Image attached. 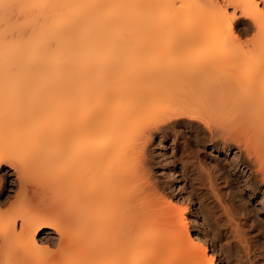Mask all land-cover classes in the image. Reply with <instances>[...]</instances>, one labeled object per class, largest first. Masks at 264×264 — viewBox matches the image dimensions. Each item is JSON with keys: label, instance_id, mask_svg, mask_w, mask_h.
<instances>
[{"label": "bare ground", "instance_id": "bare-ground-1", "mask_svg": "<svg viewBox=\"0 0 264 264\" xmlns=\"http://www.w3.org/2000/svg\"><path fill=\"white\" fill-rule=\"evenodd\" d=\"M218 3L0 0V173L8 164L19 186L15 185L18 191L13 189L15 195H9L16 198L13 202L5 203L0 196L1 206L10 204L8 211L0 212V264H33L37 251L36 264H203L206 257L209 264H214L202 240L198 237L193 241L189 233L184 212L187 206L182 209L171 202L165 204L158 194L150 174L153 158L148 146L155 135L182 130V118L201 122L205 130L200 131L197 143L209 140L212 145H222V151L236 144L243 155L239 163L253 176L246 184L251 194L257 192V184L264 185V0H223L221 9ZM228 7L233 8L231 15ZM237 11L250 16L257 12L254 63L241 60L226 69L225 65L217 67L219 62L215 60L188 52L166 66L162 62L163 67L156 62L160 68H154L155 64L152 69L142 68L134 60L130 71L122 72L101 60V43L130 39L139 31L181 26L217 31V27L226 25L235 34ZM14 13L19 19L13 22ZM190 41L187 39L183 46ZM142 52L138 57L146 53L145 49ZM125 73L133 77L131 85L121 81ZM214 76L219 82L206 86L205 80ZM218 88L239 92L244 98L227 104L214 97ZM178 89L179 96L175 95ZM158 98L169 100L170 106L157 120L170 125L163 129L155 122L156 127L147 125L141 131L134 124L136 118L154 114L156 119ZM227 110L232 116L229 124L208 123L209 115ZM134 129L141 131L138 140ZM32 176H39L41 180L36 182L48 189L38 187L43 193L59 194L57 200L47 201L46 212H40L43 215L38 216L36 211L38 217H31L36 207L33 203L46 204L43 197L48 195L37 192ZM11 184L14 186V182ZM259 213L264 217V202ZM253 222L258 227L260 221ZM45 229L61 239L58 256L41 252L45 251L42 247L48 248L43 244L53 241L51 237H39ZM16 239L21 242L20 250L15 249L16 244L12 248ZM87 243L94 254L83 248ZM82 248L87 252L84 260ZM74 249L82 253L69 252Z\"/></svg>", "mask_w": 264, "mask_h": 264}, {"label": "rangeland", "instance_id": "rangeland-1", "mask_svg": "<svg viewBox=\"0 0 264 264\" xmlns=\"http://www.w3.org/2000/svg\"><path fill=\"white\" fill-rule=\"evenodd\" d=\"M218 2L219 3L217 4V6L218 8L221 9L222 6L224 5L223 0H218ZM261 7L263 6L261 5ZM227 13L231 15L233 13V8L228 7ZM256 13L257 12L251 15L252 16L251 17L250 15L242 14L241 11H237L238 20L235 21L233 25L235 34L237 35L232 34L231 31L227 30L228 27L226 25L217 27L216 28L218 29L217 31L215 30L211 31L210 29L188 27V26H181V28L178 29H169L162 31H157V30L139 31L135 33V37H132L130 39L115 40L111 43L104 45L103 43H101L99 47L100 50L104 52V54L101 56V60L107 64H113L115 67L122 69V72L130 71L132 65L134 64L133 62L134 60L136 61L138 66L141 67L148 66V68L150 67L152 69L154 67L153 65L156 62L158 64L160 62L159 65L160 66L162 65L161 67H163V64H161L162 62L165 63L164 66H166L167 62L170 63L172 62V59L177 60V58L178 59L184 58L189 53L190 55H197L203 57L205 60H210V59L213 61L215 60L214 61L215 63L218 64L219 62L218 65L216 64L217 67L220 65H225V67L228 66L226 67V69H229V67H231L235 62H239V61L241 62V60H243L242 62L251 60V62L249 63H254L252 61H256L255 59L257 56L256 46L254 45L255 44L254 39L256 38V27L254 26V19H256L255 17L257 16ZM17 17H18L17 14L14 13V16L12 17V21L13 22L17 21L19 19V17L18 19ZM235 36H238V38ZM187 39L191 40L190 41L191 44L187 46H183ZM144 49L146 53H144V55H142L141 57H138L137 53L140 54V52H142ZM158 64H155L154 68H157L159 66ZM214 77L206 79L207 80V81L205 80L206 84L205 83L204 84L206 86L216 85L219 82L218 80L219 77L218 76H214ZM122 80L128 81L129 85H131V83L134 81L133 77L129 73L127 74L125 73L121 81ZM115 82H117V80L114 81V84ZM123 84L122 86L125 85ZM179 89L175 95L181 94ZM135 92H136L135 95H137V90ZM214 97L215 98L219 97L221 100L224 99L225 101L224 100L222 101L227 102V104L229 102V104L231 105L233 104V102L235 103L238 102L239 100L241 101L244 98V95L239 92H233L228 89L218 88V90H216L215 92ZM158 99H157L158 101L156 102L155 100V102L158 105L157 108L159 107L160 109L158 110V112L160 111V113L157 112L155 114H158L159 117L157 116V118L155 119L156 115L154 116L153 114L152 116L151 115L144 117L141 116L142 118L139 117L138 120L136 118L134 124H136L141 131L142 129L144 130V128L147 129V125L149 126V128H151L153 125L154 126L157 125V123L155 124V122H158L159 125L158 127L160 128L163 127V129H166L170 125V124H162L161 122L159 124V120H161L163 116V112L169 108L170 102L169 100L167 101L166 99L163 98H158ZM163 101H167L166 104ZM160 102L163 105H161ZM95 105H96L95 107L98 108L97 107L99 105L98 99L95 101ZM167 105L168 107H165ZM225 112L218 113L217 115H209L207 118V120H209L208 123L210 122L211 126L212 125L221 126V124L223 123H224L223 125H226L227 122L229 124L232 121V120L230 121L232 116L230 112L228 113V110ZM147 115H149V112ZM184 119L182 118V120H180L183 122V126L181 127L182 130L176 128L173 131H171L170 129V131L168 130L169 133H167L168 136L167 135L163 136V133L155 135L152 137V141L148 146L149 147L148 153L150 154L149 156L153 158V159L150 158L151 159L150 161L152 162H150L149 168L150 170L153 169L151 170L150 174L152 175L154 182L158 186V191H159L158 194L160 195V197H164L162 198L165 200V201L162 200L164 201V203L171 202L172 205L173 204L174 206L177 205V208L180 206L182 209H184L187 206L186 207L187 209L185 208L187 211L185 210L184 212H185V218L187 219V222L189 224L188 226L190 228L189 233L192 236V239L193 238L198 239L199 237V239L202 240V242L205 244L208 250L209 253L208 255L214 257V264H264V221H263L264 217L262 216L261 213H259L261 211V204L262 202H264L263 200L264 198L262 197L264 193V185L261 183L259 184L258 187L257 184L256 185L257 192L252 195L247 185H249V181L252 180L251 178L253 176L251 175V171L249 170L248 167L245 168L244 166L241 165V163H239L243 155H241L238 146L235 147L236 146L235 144L232 145L229 151H222L220 149L222 145L220 144H218V146L212 145L209 142V140H206L205 143H197L196 141L197 136L201 137L200 136L202 132L201 130L205 126L201 122L194 121L195 122L194 124V122H192L191 120L189 121V119L188 120L186 119L184 120ZM190 122L193 124H188ZM196 123L198 125H196ZM140 125L141 127H139ZM150 125L152 126L150 127ZM140 130L134 129V136L137 137L136 140H138L140 137L139 134L141 132ZM204 130L205 129H203V131ZM198 131L201 132L198 133ZM181 132L182 133L184 132L185 134L184 133L182 134ZM204 138L208 139V136L205 135ZM232 144L234 143L232 142ZM3 168H4V172L0 173V182L2 181L1 182L2 184L0 183L1 185L0 196L4 202L6 201L7 203H11V201L15 200L16 198H14V196L12 197L9 195L11 194L13 195L15 193L14 191H18L17 190L18 189L17 187H19L18 181L15 180L16 175H11L14 174V170H10L8 164H5ZM101 171L103 172V170ZM5 172H10L9 173L10 176L8 177L6 176L5 178H3L4 180H2L1 178L3 174H5ZM214 172L216 173V175ZM103 174L105 173L103 172ZM32 179H34L33 187L36 188L38 193L44 196L47 191L46 192L44 191L45 193H43V190H39L38 187L42 188V185L41 183L39 184L36 182V180L40 182L41 180L40 177L32 176ZM44 181L45 180H43V182ZM13 182H14V186L13 184H11ZM38 184L41 186H38ZM15 185L17 187H15ZM42 189H45V187H43ZM259 191L260 194L258 193ZM6 192H8L9 194L4 195V193ZM48 192H47L48 197L46 195L43 197L44 200L47 199L44 202L46 204L39 203L37 206L38 201L36 202V204L33 203L36 207L34 206L35 212L32 213L31 217L33 216V214L35 217L43 215L44 212H46L45 210H47L48 208L47 203L52 202L51 198L54 199L53 201L57 200V196L59 195L57 191H54V193L57 196L56 195L53 196V194L51 196V192L50 193ZM9 197L11 198L9 199ZM5 203L2 205L3 207L0 205L2 209V210L0 209L1 210L0 212H2L3 210L6 211L9 210L10 204L6 205ZM207 204L209 206H207ZM45 206L47 208H45ZM206 207H208V209H211V211L214 214L213 213L211 214V212H209ZM205 210L207 211V213ZM36 211L39 214L36 213ZM40 212L43 214H40ZM209 214H211L212 216H210ZM215 215L218 216H216L215 218L214 217ZM219 216L220 219L217 218ZM214 218L216 220L218 219L220 222L216 221L215 224L213 222V220H215ZM255 220L260 221V223L257 225L258 227L256 228L254 227V222H253ZM218 222L219 224L222 225V227L221 225H218ZM230 223H232L233 225ZM20 225L21 223L19 222L18 223L19 228L17 227V230H20ZM231 225L236 226V228L235 226L233 227L234 228L233 231L231 230L232 229ZM219 230L223 231V233L218 232ZM234 230H237L239 233L237 231H236L237 233H235ZM48 231L50 230L49 229L43 230L42 234L39 237L40 238L46 236L51 237L53 241L48 243L46 242L45 244H43L42 246L48 245L47 246L48 248L42 247L43 249H45V251L41 250V252L48 254L49 251L51 254L55 252V255L58 256L57 255L59 254L58 250H60V248H58L59 247L58 245L61 239L59 235L56 233L47 234ZM218 233L221 235V236L219 235L220 237L219 236L217 237ZM224 234L226 235L224 236ZM91 239H93L95 242L93 240L92 241L95 244H97L95 238H91ZM194 239L193 241L196 240ZM16 241L17 242L15 241L13 242L12 248L16 247L15 249L20 250L21 242L18 241V239H16ZM14 244H16L15 247ZM95 244H93V246H95ZM90 245H91L90 243L89 244L87 243L83 248L85 249V251L88 252V254L89 253L94 254L92 253L93 251L90 252L92 249L90 248L91 247ZM84 249H83V253L79 252L81 251V249L80 250L78 249L79 250L78 252H76L75 249L69 252H73V253L76 252L79 253V255L80 253H82L81 255H84L82 257L84 260L86 258L85 256L87 255V252L84 253ZM37 252L36 253L34 252L35 258H33V255L32 256L29 255L31 259L33 258L32 259L34 261L33 264H36L35 259H38L39 257ZM69 252L66 254H69ZM62 257L64 258L63 255ZM207 259L208 257H206V259H203L204 262L203 264H209V259L208 261ZM64 261H62V263Z\"/></svg>", "mask_w": 264, "mask_h": 264}]
</instances>
